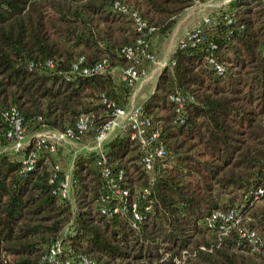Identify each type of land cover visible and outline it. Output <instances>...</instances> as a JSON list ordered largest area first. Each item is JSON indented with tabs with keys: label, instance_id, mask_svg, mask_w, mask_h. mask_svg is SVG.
Wrapping results in <instances>:
<instances>
[{
	"label": "trees",
	"instance_id": "obj_1",
	"mask_svg": "<svg viewBox=\"0 0 264 264\" xmlns=\"http://www.w3.org/2000/svg\"><path fill=\"white\" fill-rule=\"evenodd\" d=\"M198 1L0 0V105L14 106L33 129H62L89 113L86 131L95 133L128 102L131 86L110 70L130 63L121 48L143 38L157 49ZM207 18L197 25L204 38L181 36L139 103L166 148L153 177L126 132L106 143L127 190L123 210L99 211L92 152L74 159L72 201L51 192L41 155L20 175L19 158L0 152V264H49L41 256L56 239L63 255L83 252L97 264H264V245L255 250L239 236L245 229L264 239V0H228ZM102 58L103 72L72 69ZM229 211L228 220L212 216Z\"/></svg>",
	"mask_w": 264,
	"mask_h": 264
},
{
	"label": "built area",
	"instance_id": "obj_2",
	"mask_svg": "<svg viewBox=\"0 0 264 264\" xmlns=\"http://www.w3.org/2000/svg\"><path fill=\"white\" fill-rule=\"evenodd\" d=\"M112 6H119L118 2L114 1ZM123 10L125 9L123 8ZM132 14L136 29L141 30L145 26L144 20L135 12H132ZM203 38L202 28L196 26L192 30L185 32L180 40L193 42L194 40H201ZM121 52L130 59V63L119 69L117 75L118 83L131 86L147 75L145 70L147 64L156 62L153 52L149 49L143 38H138L132 46L122 47ZM80 60L81 57L78 61ZM107 65V59L102 58L90 66H82L80 68H78L77 63H73L72 69L83 74H90L105 71L108 67ZM215 68L219 70L221 66L215 64ZM170 98L176 99V96L170 95ZM107 104L109 103L107 102ZM0 117L5 120L6 124L5 128L0 131V146L3 142L9 141L10 146L14 150L20 151L22 155L19 158L17 169V173L20 175H25L27 171L32 169L41 151L54 152L62 142L79 138L87 130L91 119L89 113L82 112L77 116L72 126H66L62 129L41 128L42 130L40 129L33 133L35 139L28 147L27 139L25 138L26 129L24 120L18 110L14 106L5 107L0 105ZM114 126H118L119 130L126 132L129 138L139 142L142 147L141 161L143 168L151 179L153 177L154 160L166 154V148L160 137L158 128L152 125L150 117L144 113L140 104L111 108L109 117L98 127L96 137L104 136L106 131ZM97 152L95 161L99 167L102 184L95 201L96 205L99 211L105 214H110L118 208L121 211L125 208V195L127 194V190L119 186L122 171L119 168L112 170L106 161L103 149ZM61 171L57 162L50 165L47 182L53 194L62 198H68L72 194L74 178L71 173L63 171L61 175ZM255 192L261 193L262 189L256 188ZM130 211L131 225L136 226V221L140 219V214L135 208V203L131 204ZM215 215H220L224 220L232 218L231 211L223 214L214 212L212 216ZM239 236H246L253 243L255 250L264 245V239H260L252 231L239 229ZM63 248L61 240L56 239L49 244L41 259L49 264H97L94 258L83 252L69 251L63 255ZM179 259L180 257L174 256L176 263H178Z\"/></svg>",
	"mask_w": 264,
	"mask_h": 264
},
{
	"label": "rangeland",
	"instance_id": "obj_3",
	"mask_svg": "<svg viewBox=\"0 0 264 264\" xmlns=\"http://www.w3.org/2000/svg\"><path fill=\"white\" fill-rule=\"evenodd\" d=\"M227 1L228 0H202L195 2L185 9L183 14L177 19L171 34L166 39L164 44L160 43L157 49L152 46V52L156 62L147 64L145 67L147 75L143 77V81L141 83L138 84V82H135L131 85V92L128 97L129 104H139L142 100V97L150 91L158 71L167 62V55L176 41L181 36H183L185 32H188L192 28L196 27L202 20H207V16L210 13L212 14L216 8ZM120 68H110V70L113 72V75L116 76V80ZM25 129V138L27 139V145H29L28 143H30V141L34 138L33 133L39 131L40 128L33 129L25 125ZM118 131L119 127L114 126L113 128L106 131L104 136L99 138L96 137V132L92 133L90 131H86L75 140L62 142L59 144L56 151H41L39 155H41V157L46 160L45 162L47 163L48 168L54 162H57L63 172L71 173L74 159L78 154H87L90 152L97 154L98 150H105L107 148V141L110 140ZM9 143V141L3 142V144L0 146V152H6L16 158H20L22 155L20 151L14 150ZM68 200L72 201V194L68 197ZM181 261L182 258H180L178 262Z\"/></svg>",
	"mask_w": 264,
	"mask_h": 264
},
{
	"label": "crops",
	"instance_id": "obj_4",
	"mask_svg": "<svg viewBox=\"0 0 264 264\" xmlns=\"http://www.w3.org/2000/svg\"><path fill=\"white\" fill-rule=\"evenodd\" d=\"M170 50H171V49H170ZM142 81H143V78H141L140 80L136 81V83L138 82V84H139V83H141ZM146 95H147V93L145 94V96H146ZM145 96H143L142 99H143ZM127 104H129V103L127 102ZM130 104H133V103H130ZM130 104H129V105H130ZM127 106H128V105H126L125 107H127ZM69 173H70V172H69Z\"/></svg>",
	"mask_w": 264,
	"mask_h": 264
}]
</instances>
